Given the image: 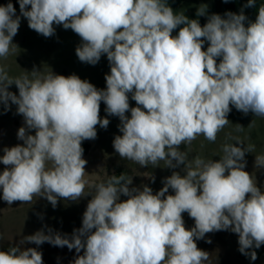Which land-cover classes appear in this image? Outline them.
<instances>
[{"label":"clouds","instance_id":"obj_1","mask_svg":"<svg viewBox=\"0 0 264 264\" xmlns=\"http://www.w3.org/2000/svg\"><path fill=\"white\" fill-rule=\"evenodd\" d=\"M255 2L247 0L246 7ZM18 3L19 16L11 0L0 5V58L14 51L23 17L46 38L55 34L54 25L71 29L81 39L75 49L81 62L96 65L106 54L110 66L104 89L76 74L41 75L33 69L11 78L0 67V103L8 109L10 101L24 118L17 132L23 144L3 148L0 156L5 166L0 199L11 205L38 196L55 208L60 199L91 196L82 226L71 237L48 229L20 243L75 249L73 264H204L209 253L196 241L231 231L238 235L239 252L255 261V249L264 245V191L245 171V155L253 147L237 139L223 145L218 160L197 156L188 163L179 149L201 135L215 142L232 107L264 118V4L247 26L243 11L212 14L201 26L198 19L175 12L167 0ZM205 13L198 8L197 16ZM13 84L18 95L8 90ZM101 102L109 116L120 120L122 134L114 137L113 148L121 159L141 167L159 161L172 169L183 165L184 174L173 171L155 193L148 185L130 187L132 179L112 175L91 185L94 194L86 195L82 143L96 139L97 125L107 129L110 123L99 115ZM255 167L264 168V155L255 156ZM121 195L127 199L121 201ZM185 212L194 220L190 229ZM0 264H43L42 252L12 246L0 250Z\"/></svg>","mask_w":264,"mask_h":264},{"label":"rangeland","instance_id":"obj_2","mask_svg":"<svg viewBox=\"0 0 264 264\" xmlns=\"http://www.w3.org/2000/svg\"><path fill=\"white\" fill-rule=\"evenodd\" d=\"M236 3L238 14L243 11L247 17L245 21L247 26L249 22H253L264 0H256L253 7H246L247 0H236ZM198 8L206 9L203 15L206 23L208 17L214 14V0H187L178 7L176 12L178 14L197 12ZM54 27L55 34L46 38L30 29L27 19L21 17L18 33L13 38L14 51H11L7 57L0 58V67H3L11 78L20 77L25 74V70L31 72L36 69L40 70L41 75L51 71L64 76L76 74L98 89L106 88L105 75L110 73L106 54L101 56L96 65L81 62L75 52L76 47L81 43L80 37L71 29L65 30L60 25H54ZM207 46L206 42L205 50ZM8 90L18 95L15 84L9 86ZM129 103L132 107L136 106L131 97ZM9 105L10 107L5 109V106L0 103V156L3 155V148L23 144V141L17 138V132L21 126H24V118L17 114L16 105L11 104L10 101ZM105 108L106 105L101 102L99 115L101 118L109 119L107 129L97 125L96 139L82 143L83 158L87 160L84 176V179L88 181L85 187L86 195L94 194L91 185L106 182L112 175H123L126 180L132 179L130 187L148 185L155 193L163 187L164 178L170 176L173 171L184 174L183 165L172 169L165 167L164 161H159L157 166L149 164L147 167H141L134 161L121 159L113 148L114 137L122 134L118 127L120 120L116 116H109ZM126 115L130 117V112ZM228 120L229 123L218 133L215 142H210L201 135L191 144H182L179 150L187 153L186 163L192 162L197 156L205 160H218L223 156V145L235 143L239 139L245 146L253 147L252 152L245 155L247 162L245 171L251 173L257 180V185L264 191V168L255 167V156L264 155V118L254 116L251 112L245 115L232 107ZM30 134L34 135V130ZM4 167L0 164V171H3ZM151 176L155 177L154 182ZM169 194H173L171 189ZM90 199V195L78 201L60 199L55 208L46 198L38 196H34L30 203L22 204L16 201L11 205L0 199V250H7L12 246L38 248L42 252L43 264H73L77 255L75 249L70 251L66 246L61 248L47 242L39 246L34 243L24 245L20 241L24 236L32 235L40 230L47 233L48 229L71 237L74 229L82 226L83 213ZM120 199L123 201L127 197L121 195ZM182 216L185 227L192 228L194 220L186 212ZM196 243L199 249L209 253V258L204 264H264V256L257 261L242 260L239 257L238 235L231 231L208 233ZM82 254L83 251L80 255Z\"/></svg>","mask_w":264,"mask_h":264},{"label":"trees","instance_id":"obj_3","mask_svg":"<svg viewBox=\"0 0 264 264\" xmlns=\"http://www.w3.org/2000/svg\"><path fill=\"white\" fill-rule=\"evenodd\" d=\"M186 1L187 0H167V3L176 12L178 7ZM8 2L9 0H0V5H6ZM11 3H13L16 9V15L20 14L18 0H11ZM227 12L238 14L236 0H229V2L227 3H225L224 0H214V14H219L222 17H224L225 13ZM257 14L258 12L255 14L253 22L255 21ZM184 15L187 16L189 19H198L201 26L205 24L204 16L203 15L197 16V12H188L185 13ZM178 31L179 28L174 30L173 35H176ZM217 62H219V60ZM255 251L257 252V257H258L255 261H257L264 256V245H262L259 249H255ZM239 257L244 261H251L249 257L242 255L240 252H239Z\"/></svg>","mask_w":264,"mask_h":264}]
</instances>
